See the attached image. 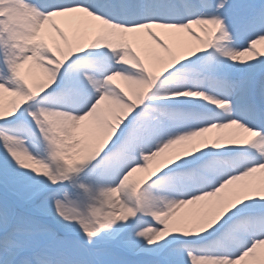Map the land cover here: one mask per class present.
<instances>
[{"label": "snow or ice", "instance_id": "obj_1", "mask_svg": "<svg viewBox=\"0 0 264 264\" xmlns=\"http://www.w3.org/2000/svg\"><path fill=\"white\" fill-rule=\"evenodd\" d=\"M0 264H264V0H0Z\"/></svg>", "mask_w": 264, "mask_h": 264}]
</instances>
